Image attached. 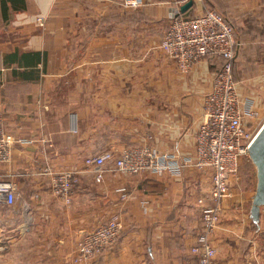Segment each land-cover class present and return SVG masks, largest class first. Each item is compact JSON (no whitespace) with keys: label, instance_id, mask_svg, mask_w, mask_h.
<instances>
[{"label":"crops","instance_id":"crops-1","mask_svg":"<svg viewBox=\"0 0 264 264\" xmlns=\"http://www.w3.org/2000/svg\"><path fill=\"white\" fill-rule=\"evenodd\" d=\"M205 1L233 22L238 94L264 113V0ZM187 2L0 0V118L15 140H30L15 141L0 163V181L15 186L12 203L0 202V264H198L190 248L201 209L213 205L209 170H107L96 181L85 161L112 167L123 147L140 144L193 151L217 59L181 73L159 47L171 17L199 12ZM61 168L77 170L69 203L50 189ZM228 185L210 233L213 261L264 264V209L257 223L249 215L255 184L243 188L236 173ZM113 214L124 225L116 243L74 261L81 236Z\"/></svg>","mask_w":264,"mask_h":264},{"label":"built area","instance_id":"built-area-1","mask_svg":"<svg viewBox=\"0 0 264 264\" xmlns=\"http://www.w3.org/2000/svg\"><path fill=\"white\" fill-rule=\"evenodd\" d=\"M170 1L182 4L189 0ZM190 1L198 5L199 12L190 16L176 14L171 17L159 47L181 73H187L194 64L210 55H220L223 59L220 68L213 72L210 89L203 95L202 117L195 132L193 151L180 155L160 152L149 144H140L123 147L112 167H102L99 156L85 161L87 165L95 167L96 181H100L107 170L126 175L167 173L173 177H180L187 168L209 170V192L213 205L201 209L202 224L196 243L190 249L199 256L198 264H219L213 261L214 249L210 233L219 220L222 201L229 193L228 176L237 173L239 158L248 155V147L260 128L253 122L257 111L252 100L241 99L233 76L237 41L232 23L205 0ZM143 3L144 0H122V4L130 8ZM36 20L42 22L43 17L37 16ZM15 141L30 140H15L5 130L0 118V163L9 162ZM77 176L74 168L52 171L51 192L64 203H69ZM14 194L13 183L0 181V202L12 203ZM123 226L119 215L113 214L105 222L84 233L77 242L73 260L78 262L91 258L115 244Z\"/></svg>","mask_w":264,"mask_h":264},{"label":"water","instance_id":"water-1","mask_svg":"<svg viewBox=\"0 0 264 264\" xmlns=\"http://www.w3.org/2000/svg\"><path fill=\"white\" fill-rule=\"evenodd\" d=\"M191 4L189 0L184 7ZM248 156L256 169V183L251 200L249 215L254 223L258 222L261 208L264 209V123L248 147Z\"/></svg>","mask_w":264,"mask_h":264},{"label":"trees","instance_id":"trees-1","mask_svg":"<svg viewBox=\"0 0 264 264\" xmlns=\"http://www.w3.org/2000/svg\"><path fill=\"white\" fill-rule=\"evenodd\" d=\"M221 13V12H220ZM222 14V13H221ZM223 15V14H222ZM226 19H228L231 23H232V25H233V27H234V24H233V22L228 18V17H226L225 15H223ZM234 32H235V27H234ZM235 36H236V34H235ZM236 41H237V38H236ZM239 43V40H238V42H237V44ZM238 46H239V44L238 45H236V50L238 51ZM209 57H214L215 59H217L216 60V63H217V66H215L216 67V69H219L220 68V66H221V64H222V57L220 56V55H210ZM246 164V163H245ZM237 173H239V176H240V184H241V186L243 187V188H247L249 185L251 186L252 185V183L250 184V182H251V176H250V172H249V169H246L243 165H241V167L239 168L238 167V171H237Z\"/></svg>","mask_w":264,"mask_h":264},{"label":"rangeland","instance_id":"rangeland-1","mask_svg":"<svg viewBox=\"0 0 264 264\" xmlns=\"http://www.w3.org/2000/svg\"><path fill=\"white\" fill-rule=\"evenodd\" d=\"M125 8H130V7H125ZM253 122L257 128H260L262 126V124L264 123V113H258V111H257L256 115L253 117ZM239 159H240L241 164H239L238 167L240 168L241 165H243L246 169H249L250 176H251L250 184L252 183V187H254V184H255V182H254L255 181V175L253 173L254 164H251L252 161L250 160L248 155H243Z\"/></svg>","mask_w":264,"mask_h":264}]
</instances>
